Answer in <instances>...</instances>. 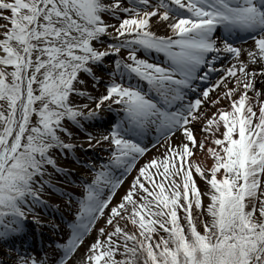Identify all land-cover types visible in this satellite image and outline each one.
<instances>
[{
	"label": "snow or ice",
	"instance_id": "1",
	"mask_svg": "<svg viewBox=\"0 0 264 264\" xmlns=\"http://www.w3.org/2000/svg\"><path fill=\"white\" fill-rule=\"evenodd\" d=\"M0 264H264V0H0Z\"/></svg>",
	"mask_w": 264,
	"mask_h": 264
},
{
	"label": "rangeland",
	"instance_id": "2",
	"mask_svg": "<svg viewBox=\"0 0 264 264\" xmlns=\"http://www.w3.org/2000/svg\"><path fill=\"white\" fill-rule=\"evenodd\" d=\"M94 131V130H93ZM203 153V152H202ZM97 159H100V158H102L99 154H97L96 156H95ZM71 159H75L74 157H71ZM58 162L59 163H61V164H63L64 163V161L63 160H60V159H58ZM73 167H75L76 169H79V170H81L80 169V166L79 165H73ZM49 171H52V169H49ZM52 179H53V182L55 183V182H58V181H62V176L60 175V174H57V173H53V176H52ZM126 182V181H125ZM202 186V185H201ZM72 191L74 192V194H79L80 192H81V188L79 187V185L78 184H74L73 186H72ZM45 198L46 199H49L50 200V198L49 197H51V198H55L58 202H59V196L56 194V193H54V192H50L48 189H46L45 190ZM117 195H119V193H117ZM51 201V200H50ZM65 217L66 218H70L69 217V213L67 212V210H65Z\"/></svg>",
	"mask_w": 264,
	"mask_h": 264
},
{
	"label": "bare ground",
	"instance_id": "3",
	"mask_svg": "<svg viewBox=\"0 0 264 264\" xmlns=\"http://www.w3.org/2000/svg\"><path fill=\"white\" fill-rule=\"evenodd\" d=\"M92 153V152H91ZM95 153V152H94ZM201 157H203V153L202 152H200L198 155H197V159L199 160Z\"/></svg>",
	"mask_w": 264,
	"mask_h": 264
}]
</instances>
